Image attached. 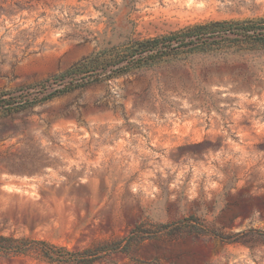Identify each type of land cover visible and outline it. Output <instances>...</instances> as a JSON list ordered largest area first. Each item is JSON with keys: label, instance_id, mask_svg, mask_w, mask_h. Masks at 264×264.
<instances>
[{"label": "rangeland", "instance_id": "1", "mask_svg": "<svg viewBox=\"0 0 264 264\" xmlns=\"http://www.w3.org/2000/svg\"><path fill=\"white\" fill-rule=\"evenodd\" d=\"M135 226L91 264H264V0H0V264Z\"/></svg>", "mask_w": 264, "mask_h": 264}, {"label": "trees", "instance_id": "2", "mask_svg": "<svg viewBox=\"0 0 264 264\" xmlns=\"http://www.w3.org/2000/svg\"><path fill=\"white\" fill-rule=\"evenodd\" d=\"M232 26H241V28H238L237 30L239 32L248 33L250 30V27H242L243 24L239 23H227V22H216V23H210L207 25H199L194 26L186 30V33L183 34L182 38H192L193 40H200V36H206L207 34L211 32H217L215 37H221L222 35H238L239 33L235 32L232 29ZM188 34V37H187ZM176 36V35H175ZM175 36L172 37H165L163 39H152L147 40L143 44L144 47H146V51H151L153 48L157 45H159L161 42H168L170 43L171 40H174ZM247 36V35H246ZM205 40L207 38H204ZM191 42V41H190ZM149 46V48L147 47ZM166 226V225H165ZM264 237V232L262 233ZM159 237L156 233H151L150 231H147L146 229H142L141 226H135L127 236L123 237L121 240L117 242H113L108 247H103V249H95L93 251L86 250L83 253L80 254L79 258V264H91L97 260L100 259L99 255L100 253L111 255V254H117L122 253L128 255L131 251V247L135 243H140L146 239H155ZM13 241L9 238H4L0 236V250L5 251H11L14 253H22L24 251L23 247L21 246H14ZM102 248V247H101ZM97 252V253H96Z\"/></svg>", "mask_w": 264, "mask_h": 264}]
</instances>
